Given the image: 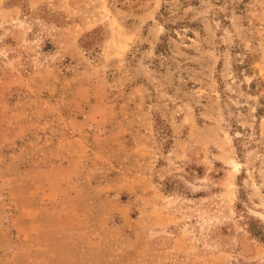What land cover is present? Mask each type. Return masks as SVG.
<instances>
[{
	"label": "rangeland",
	"instance_id": "obj_1",
	"mask_svg": "<svg viewBox=\"0 0 264 264\" xmlns=\"http://www.w3.org/2000/svg\"><path fill=\"white\" fill-rule=\"evenodd\" d=\"M0 264H264V0H0Z\"/></svg>",
	"mask_w": 264,
	"mask_h": 264
}]
</instances>
